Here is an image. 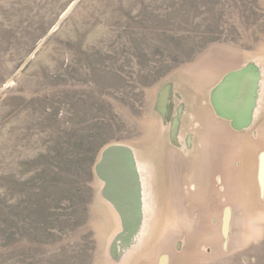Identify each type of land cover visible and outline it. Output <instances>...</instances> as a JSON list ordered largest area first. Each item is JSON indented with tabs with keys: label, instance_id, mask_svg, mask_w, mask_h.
<instances>
[{
	"label": "rangeland",
	"instance_id": "rangeland-1",
	"mask_svg": "<svg viewBox=\"0 0 264 264\" xmlns=\"http://www.w3.org/2000/svg\"><path fill=\"white\" fill-rule=\"evenodd\" d=\"M119 144L131 238L98 172ZM0 264H264V0H0Z\"/></svg>",
	"mask_w": 264,
	"mask_h": 264
},
{
	"label": "water",
	"instance_id": "water-1",
	"mask_svg": "<svg viewBox=\"0 0 264 264\" xmlns=\"http://www.w3.org/2000/svg\"><path fill=\"white\" fill-rule=\"evenodd\" d=\"M252 78L250 69L235 72L219 93L218 107L221 108V114L235 120L239 126L244 125L247 117V96ZM134 164L132 149L119 144L109 147L98 165L99 175L107 183L104 195L123 215L129 238L136 233L142 221Z\"/></svg>",
	"mask_w": 264,
	"mask_h": 264
},
{
	"label": "bare ground",
	"instance_id": "bare-ground-1",
	"mask_svg": "<svg viewBox=\"0 0 264 264\" xmlns=\"http://www.w3.org/2000/svg\"><path fill=\"white\" fill-rule=\"evenodd\" d=\"M217 105H218V102H217ZM221 109V108H220ZM222 111V110H221ZM246 155H251L252 153L250 152V151H247L246 150ZM248 157V156H247ZM250 158H251V156H250ZM229 164V163H228ZM226 167V166H225ZM230 169V168H229ZM233 169V168H232ZM236 172V171H235ZM234 173V172H233ZM142 230V225L140 224L139 226H138V229H137V231H136V233L134 234V236L138 233V232H140Z\"/></svg>",
	"mask_w": 264,
	"mask_h": 264
},
{
	"label": "flooded vegetation",
	"instance_id": "flooded-vegetation-1",
	"mask_svg": "<svg viewBox=\"0 0 264 264\" xmlns=\"http://www.w3.org/2000/svg\"><path fill=\"white\" fill-rule=\"evenodd\" d=\"M106 185H107V183H106Z\"/></svg>",
	"mask_w": 264,
	"mask_h": 264
}]
</instances>
